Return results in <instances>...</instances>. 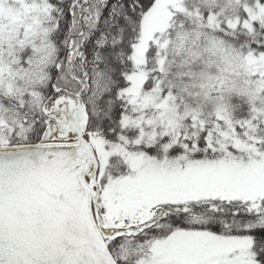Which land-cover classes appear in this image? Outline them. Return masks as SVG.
<instances>
[{"label":"snow or ice","instance_id":"1","mask_svg":"<svg viewBox=\"0 0 264 264\" xmlns=\"http://www.w3.org/2000/svg\"><path fill=\"white\" fill-rule=\"evenodd\" d=\"M0 264H264V0H0Z\"/></svg>","mask_w":264,"mask_h":264}]
</instances>
